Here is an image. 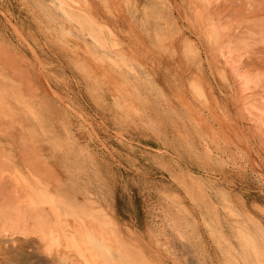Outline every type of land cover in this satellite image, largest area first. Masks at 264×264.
Masks as SVG:
<instances>
[{
    "label": "rangeland",
    "instance_id": "374dc122",
    "mask_svg": "<svg viewBox=\"0 0 264 264\" xmlns=\"http://www.w3.org/2000/svg\"><path fill=\"white\" fill-rule=\"evenodd\" d=\"M90 1L92 11L94 10L96 15L103 10V13H108L109 16L111 11V17L107 18L105 14L101 19L111 20L109 23L112 22L111 25L119 33L121 44L124 42L128 50V46L130 47V52L136 51L140 57L142 56L144 62L140 69L145 77L144 80L143 77L140 78L142 81L133 78L125 70H122L120 75L110 69L108 62L99 64L91 59L84 50L86 44L83 40L76 36L70 38L60 32L59 21L52 14V11L56 10L54 7L51 10L47 8V0H38V2L37 0H0V63H4L0 64V72L4 76L7 75L6 77L9 76L8 83L13 80L14 83L19 84L20 80L22 83L19 87L24 90L30 88L28 92L36 93L35 99L40 102L44 118L42 130L39 128L41 133L38 135V140L41 141L46 159L57 170L67 195L71 197L74 194L73 199L76 196L77 203L84 201V196L91 195L90 198H95L105 207L111 229L121 237V243L133 251L139 246L144 256L151 262L157 263L160 256L163 264H228L222 235H229L230 238L232 236V240L234 237L228 224L232 218L226 212L223 197L238 213L236 219L254 234L264 251V179L249 168L241 153L234 149L230 153L232 145L229 147L223 143L216 144L209 138L208 133L202 131L204 129L195 123L186 106V100L197 108H202V104L191 92L188 80H185L190 77L202 80L211 98L209 108L211 111L217 108L214 114L203 107L205 116L209 120L214 119L212 122L218 129L221 127L220 124L224 123L230 125L233 123L230 127H235L232 129L238 126L237 130L242 128L244 130V132L241 130L242 133L247 134L245 136L249 138L250 153L253 152L252 156L260 158L264 172V160L261 159H264L262 144L264 126L261 129L260 140L258 135L256 136L253 121L243 113L241 103L238 101L239 94L235 92L238 91V82L233 79L235 77L228 69V83L221 76L217 78L219 72L215 69L223 66V62L220 56L216 54L212 56L209 53L210 49H207L210 47L209 42L203 32L208 26L215 27L222 32V38L247 46V52L241 57L243 68L259 78L258 84L254 86L257 90L252 89L257 94L254 91L249 95L251 94L252 98L259 97V100L263 99L264 0H170L169 4L172 3L168 7L170 10L163 7L161 0H110L112 3L107 0V3L110 2L109 10L106 6L104 10L103 5L100 4L104 1L99 0V3L98 0ZM94 1L98 4L96 5ZM117 2L120 6L123 4L122 8ZM127 3L137 8L139 17L143 11L153 8L161 15L165 14L166 10L172 11L179 31L173 33L172 39H165L164 47L157 45L151 31H144L139 22L133 21L127 14L125 15L128 18H124ZM116 16L121 18L120 22ZM128 19L132 20L131 23L134 22L133 25L128 24L130 21ZM119 23L124 27L129 26L128 28H131L129 31L132 32L135 26L136 31L127 34L128 28L125 27L124 30ZM138 33H141L140 36L136 35ZM142 38L144 41H140ZM173 39L175 41H172ZM175 45L176 49L172 50ZM179 45H183L184 49L192 45V48L187 50L190 54L199 48L204 64L202 62V65H199L194 61L195 59L186 58L182 46ZM183 57H185L184 61ZM8 63L11 66L7 65ZM143 65L148 70L145 71ZM192 67L196 69L193 70ZM177 68L180 70L182 68L184 73ZM25 69L27 72L24 71ZM21 71L24 75L26 72V78ZM180 72L182 75H179ZM18 74L22 75V78H19ZM185 75L190 77L185 78ZM114 77L118 79L119 85L114 83ZM29 78L30 82H28ZM129 78L134 80L140 95H136L128 81ZM23 84L28 85L26 87ZM154 92L156 95L153 94ZM181 99H185V102ZM166 102H169L167 104L170 106ZM226 109L233 114L226 113ZM229 114L233 116L232 119ZM226 115L231 119L227 118L228 122ZM234 120L238 126L234 124ZM85 126L87 129H84ZM68 131L72 135L71 138L78 139L77 144L74 145L68 140ZM84 145L91 152L88 156L77 149L79 146L83 148ZM165 217L170 218L181 229L183 232L181 239L167 225ZM218 230L221 233H218ZM157 236L162 238L168 247L160 244L156 240ZM142 243H147L146 247ZM237 258H239L237 264H246L240 256ZM60 259L55 252H45L41 242L34 236L0 237V264H63V260Z\"/></svg>",
    "mask_w": 264,
    "mask_h": 264
},
{
    "label": "bare ground",
    "instance_id": "6f19581e",
    "mask_svg": "<svg viewBox=\"0 0 264 264\" xmlns=\"http://www.w3.org/2000/svg\"><path fill=\"white\" fill-rule=\"evenodd\" d=\"M47 1H48L47 2V8L49 10H51L52 7H54L56 10V11H52L53 12L52 14H54L55 17L57 18V20L59 21V23L58 22H56V23L60 24V30H61L60 32H62L63 34H66L70 38L76 36V37L80 38L81 40H83L84 43L86 44L84 50H85L86 54H88L91 57V59H93L94 61H96L99 64H104L105 61L108 62L111 66L110 69L113 70L114 72L118 73V74H120L122 70H125L133 78H135L137 80L142 78V77H143V80L145 79V77L143 76V73L141 72V69H140V66H142V62H144L141 59L142 56L140 57L139 53H136V51L130 52L131 51L130 47L128 46V48L130 50L129 51L125 47L124 42L122 43V44H124V46L121 44L120 38L118 36L119 33H117L116 30L114 29L113 25H111L112 22L109 23L111 20L105 21V20L101 19V16L102 15L105 16V14H106V13L105 14L103 13V10L101 11L102 13H100L101 15L98 12H96L100 15V17H99V15H96L94 13L95 11L94 10L92 11V8H91L92 3L90 0H47ZM101 1H104V2L101 3L98 0V3L100 2V4L103 5L102 7L104 10L106 7H108V5L110 6V2H111L110 0H108V1H110L109 3H107V0H101ZM169 1L170 0H161L162 5L165 9L166 8L169 9L168 7H170V5L172 4V3L169 4L170 3ZM37 2H38V0H37ZM94 2L96 4V1H94ZM126 2H128V1H126ZM44 3H46V2H44ZM128 3H130V1ZM128 3L126 4L127 11H125V13L124 12H121V13H124V15L127 14L129 16V18H131L133 21H136V22L138 21L140 27L144 31H146V32L151 31V33H153V36L158 43L157 45L164 47L166 44L165 39L166 38L172 39L173 35H174L173 33H176L179 31L178 30L179 26H177V23H175V21H174L175 19L172 16V11L166 10L165 14L162 13L163 15H165V16H163L160 14V12L157 9L153 8L152 10L143 11L141 17H139V14H137V11H136L137 8L135 9L134 8L135 6L134 7L132 6L133 4H131V6H130ZM39 4H40V2H39ZM43 4H42V6H43ZM117 4H118V2H117ZM140 4H142V3H140ZM162 5H160V6L162 7ZM99 6L100 5H98V7ZM122 6H123V4H122ZM122 6L119 5V7H121V8H122ZM111 7H110V9H113ZM114 7H116V4ZM119 7H117V8L120 9ZM117 8H116V11H117ZM95 9H96V7H95ZM99 9L101 10V8H99ZM107 9L109 10V7ZM123 9L125 10L124 7H123ZM121 11H123V10L121 9ZM43 12H44V10H43ZM121 13H120V16H121ZM107 14H106V16L108 18L111 14V11H110L109 16ZM47 17H49V16H47ZM125 17H127V16L125 15L124 18ZM102 18H103V16H102ZM105 19H106V17H105ZM117 19L120 22L121 18L119 19L117 17ZM128 20H130V19H128ZM132 20L129 21L130 23L126 20L125 21L128 22V24L133 25L134 22L131 23ZM55 26H57V25H55ZM121 26H119V27H121ZM125 27L128 28L129 26L128 27L125 26ZM125 27H124V25L122 26V28H124V30L126 29ZM133 28H134L133 30L136 31L135 26ZM130 29L129 28H128V30L126 29L127 34L129 32H132V31H129ZM46 30H48V29H46ZM54 30H55V27H54ZM203 32H204L205 38L209 42L210 47L207 48V49H210L209 53H211L212 56L214 54H216L217 56H220L222 59V62H223V66H220V67L214 63L215 66L216 65L218 66L215 69V70H218V72H219V75H217V78H218V76H221V78L227 82L229 79L228 74H227L228 69L230 70L232 75L235 77L233 79H235L236 82H238V84H237L238 85L237 86L238 91L235 90V92H237L239 94L238 95V101H240V103H241L240 105H241V108L243 110V113L247 116L248 119L253 121V124H254L253 126L256 129V136L258 135V137L260 139L261 132H262L261 129L264 126V96H263V99H261L262 100L261 101L258 99L259 97L258 98L257 97L252 98L251 94L249 95V93H253L255 91V90L253 91L252 89L255 88L254 86H256L258 84L259 78L256 77V75L255 76L252 75L250 73L251 71L250 72H248L247 70L245 71L244 70L245 68H243L244 66L242 65L241 57L245 52H247L246 51L247 46L245 44H242V43H240V45H239V44H237V43H235L229 39L222 38L221 37L223 35L222 32H220L219 29L215 28V27L208 26V27H206V29H204ZM167 33H168V35H167ZM140 34L138 33L136 35L140 36ZM182 35H183V33H182ZM59 36H60V34H59ZM47 38H49V37H47ZM139 38H141V37H139ZM143 39L144 38H142L140 41H144ZM175 40H176V37H175ZM175 40L173 39L172 41H175ZM189 40L190 39H188V41ZM189 43H190V41H189ZM126 44H128V43L126 42ZM135 44H137V43H135ZM177 44H178V42H177ZM140 45H138V46H140ZM176 45L172 48V50L175 47H177ZM180 46H182V51H183V54L186 58H191L193 60L195 59L194 60L195 62H197L199 65H202V62H203L202 61V55L200 53L199 48L196 50H194V48H193V50L195 52L192 53L193 51L192 52L190 51L192 53V54H190L188 51L192 48V45L190 47H188L187 49H184L183 45H179V47ZM170 47H172V46H170ZM152 50L153 49H151V51ZM149 51H150V49H149ZM202 52H203V50H202ZM176 53H177V51H176ZM153 54H152V56H153ZM177 54L179 55V53H177ZM203 54H204V52H203ZM146 55H148V54H146ZM154 55H156V54H154ZM163 55H164V52H163ZM156 56H158V55H156ZM185 57H183V61H184ZM148 62L146 64H148ZM161 62H163V61H161ZM189 62H191V61H189ZM179 63H180V61H179ZM0 64H4V63H0ZM180 64H182V63H180ZM203 64H204V62H203ZM7 65H9V63ZM189 65L191 66V64H189ZM9 66H11V65H9ZM13 66H12V68H13ZM84 66L85 65H83V67ZM182 66H180V67H182ZM211 66L213 68V64ZM143 67H144V65H143ZM193 67L191 69H193ZM203 67H204V65H203ZM179 68H177V69L179 71L183 72L182 68H181V70ZM183 68H184L183 70L185 72V67H183ZM205 68H207V67H205ZM13 69H15V66ZM144 69H145V67H144ZM195 69H196V67H195ZM195 69H193V70H195ZM202 69H204V68H202ZM146 70H148V69L146 68L145 71ZM0 71H1V69H0ZM16 71L17 70H15V72ZM24 71H26V69ZM186 71H188V70H186ZM21 72L23 73V71H21ZM26 72H25V75H24V73L23 74L21 73L22 75H24L25 78L27 76ZM149 72H150V70H149ZM181 72L179 75H182ZM196 72H197V70H196ZM3 73L6 74L7 71L6 72L3 71ZM203 73L205 74V72H203ZM185 74H186V72H185ZM197 74H199V73L197 72ZM216 74H217V72H216ZM22 75H19L20 77L17 75L16 76L19 78H22ZM120 75H122V74H120ZM148 75H149V73H148ZM189 75H190V73H189ZM6 76L2 75V73L0 72V237L13 238L16 235H21L24 237L34 236L41 242L42 247H43L45 252H47V253L55 252L63 260V264H163L160 260V256L158 258L160 261L158 260L157 263L151 262V261L147 260V258L144 256V254H143L142 250L139 248V246H137L136 249L133 251V250H130V247L128 249L126 247L127 245L125 246L124 244H122L120 241L121 237H119V235L116 234L117 232L115 230L111 229L110 218H109V215H108L105 207L102 206L100 203H98L95 200V198L94 199L90 198L91 195H90V197H88V196L85 197L83 195L84 196L83 198H85V199H84V201H79V203L76 202V196L73 199V196H74L73 193H72L73 196L71 195V197H69L67 195L66 191L64 190V188L61 184V180H60V177L58 175L57 170L55 169L54 165H52V163L46 159V156L43 153L44 152L43 147L41 146V143H40L41 141L39 142V140H38V135L41 133L40 129L42 130V121H44V118L42 116V107L39 104L40 102L39 101L37 102L35 99L36 93L33 94L31 92H28V90L30 89L29 87H28L29 88L28 90L25 87H24L25 90L23 88L19 87V84L22 83L20 80L18 81V83L20 82L19 84H17V82L14 83L13 80H12V82L9 81V83H8L7 80H9V78H8L9 76L8 77H6ZM146 76H147V74H146ZM180 77H182V76H180ZM186 77L187 76L185 75V78ZM189 77L190 76H188L187 78H189ZM213 77H214V75H213ZM13 79H14V77H13ZM209 79L211 80V78H209ZM23 80H25V79L23 78ZM153 80H154V78H153ZM181 80L183 81V79H181ZM185 80H188V86H189L191 92L193 93V95L195 96V98L202 104V108L206 107L208 109V111H211V108H209L211 106V102L209 101V99H211V98H209V96L207 94L208 91L205 90V87H204V84L202 83V80L199 78H196V77H194V78L190 77L189 79H185ZM15 81H17V80H15ZM126 81H127V79H126ZM128 81L130 82L131 86L133 87L134 91L136 92V95L137 96L140 95V93L136 87V84L134 83V80L129 78ZM28 82H30V78H29ZM149 82H151V81H149ZM155 82H153V83H155ZM162 82H164V80ZM114 83L116 85H119V81L116 77H114ZM181 83H183V82H181ZM156 84H158V83H156ZM160 84H158V85H160ZM223 84H224V82H223ZM23 85L27 87L28 84L27 85L23 84ZM16 86H18V87H16ZM224 86H225V84H224ZM147 87H149V86H147ZM184 87H186V86L184 85ZM207 88H209V87H207ZM145 90H146V88H145ZM230 90H231V88H230ZM250 90L252 92H250ZM155 92L153 94H155ZM254 93H256V91ZM149 95H151V94H149ZM152 96L155 97L154 95H152ZM181 97L183 98V96H181ZM137 99L139 102V97H137ZM153 99H155V98H153ZM250 99H252V100H250ZM184 100L181 99V101H184ZM141 101H143V100L141 99ZM145 101H147V100H145ZM167 103H169V102H166V104ZM208 103H210V105H208ZM186 104H187L186 106L188 107V110H189L191 116L193 117L192 119L195 120V123H197V125L201 126L202 129H204L202 131H206L208 133V136L211 140L215 141L216 144L217 143H223V145L224 144L229 145V147H230V145H232L231 148L232 147L233 148L232 149L229 148L230 153H232L231 151H233V149L237 150L239 153H241V155L244 157V158L243 157H241V158H243L245 160V162L249 166V168L252 171L256 172L259 176H261L262 179H264V176H263L264 172H262L263 166L261 164V160H259L260 158L258 159L257 157L252 156L253 152L250 153L251 149L249 148L250 144L248 143L249 138H247L245 136L247 134L244 135V133H242L241 130H243V129L241 128V126H240L241 130H237V129H239V126L237 125L235 120L233 122H234V124L236 123V125L238 126V127H236L237 129L236 128L232 129L235 126L232 128L230 127L233 124L232 122H231L232 123L231 125L229 123L226 124L223 122L224 124H220L221 127H220V129H218V128H215L214 123L212 122V121H214V119L212 118L213 120H209L208 117L205 116V112L203 111L202 108H200V107L197 108L194 105H191L189 102H187V100H186ZM221 104H223V103H221ZM216 105L218 107H220V105H218V104H216ZM168 106H170V105H168ZM217 106H215V107H217ZM216 110H217V108H216ZM216 110L213 109V111H211V112L214 113V111L216 112ZM224 110H225V108H224ZM227 110L228 109H226V111H225L226 113L228 112ZM229 112H232V111L229 110ZM221 113H222V110H221ZM231 114H233V112ZM227 115L225 118L228 122L229 119L230 118L232 119L233 116L231 117V115L229 114L230 115V118H229V117H227ZM234 115H236V114H234ZM211 117H213V116L211 115ZM241 117H242V115H241ZM227 118H229V119H227ZM221 123H222V121H221ZM84 129H87L86 126L84 127ZM236 131H238V132H236ZM16 132H18V133H16ZM243 132H244V130H243ZM207 133H206V135H207ZM71 137H72V135H70V131H68V140L74 145L77 144L78 139H73ZM79 142H81V141H79ZM262 144L264 145V143H262ZM207 145H208V143H207ZM144 146H146V145H144ZM82 147L83 148H80V146H79L80 149L77 147L76 148L83 155H85V156H88V154L90 155L91 152L87 148V146L84 145ZM257 150H258V148H257ZM259 151H261V150H259ZM258 155H259V153H258ZM235 159H237V158H235ZM235 159H233V160H235ZM261 159L264 160L263 158H261ZM238 172L239 171H237V173ZM240 174H242V173L240 172ZM122 177H123V175H122ZM262 182H263V180H262ZM130 185H131V183H130ZM124 187H125V184H124ZM80 188H83V187H80ZM128 188H130V187H128ZM130 191H132V190H130ZM130 191L128 193H130ZM217 191H218V189H217ZM91 192L92 191L90 190V193ZM131 193H133V192H131ZM183 197H184V195H183ZM123 199H124V197H123ZM250 200H252V199H250ZM223 202L225 204V205L224 204L223 205L226 208L227 214L232 218L230 223H228V224H229L230 230L232 232V235L234 237L233 238L234 240H232L231 235H230L231 238L229 237V235L228 236L222 235L223 241L226 245L225 256H226L227 263L228 264H237L236 261H238V259H239V258H237V256H240L246 264H264V251L260 248V245L258 244L256 237L246 226H244L242 224V222H240L239 220L236 219V216L238 215V213L234 210V208H232L229 205L228 201L224 197H223ZM173 207H174V205H173ZM133 208H132V210H133ZM127 211L128 210H126V212ZM179 212L180 211H178V213ZM165 219H166L167 225L173 230V232L177 235V237L181 239L183 237V232L181 231V229L178 228L176 226V224L173 221H171L170 218L165 217ZM197 219H198V217H197ZM179 222H181V221H179ZM226 230H228V229H226ZM134 233L137 234L136 232H134ZM218 233H221V232L219 231ZM148 237H149V235H148ZM203 237H205V236H203ZM132 240H133V237H132ZM156 240L158 242H160V244L168 247L167 244L165 243V241H162L163 240L162 238L157 236ZM12 242H13V240H12ZM135 242H137V241H135ZM146 244H143V245L145 246ZM148 247H149V245H148ZM152 251L154 252V250H152ZM157 254H159V253L157 252Z\"/></svg>",
    "mask_w": 264,
    "mask_h": 264
}]
</instances>
